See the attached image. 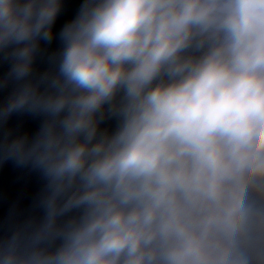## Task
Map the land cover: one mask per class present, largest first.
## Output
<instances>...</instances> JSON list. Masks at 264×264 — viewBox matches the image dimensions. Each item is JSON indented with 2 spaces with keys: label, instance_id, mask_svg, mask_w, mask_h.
Listing matches in <instances>:
<instances>
[{
  "label": "clouds",
  "instance_id": "1",
  "mask_svg": "<svg viewBox=\"0 0 264 264\" xmlns=\"http://www.w3.org/2000/svg\"><path fill=\"white\" fill-rule=\"evenodd\" d=\"M0 264H264V0H0Z\"/></svg>",
  "mask_w": 264,
  "mask_h": 264
}]
</instances>
